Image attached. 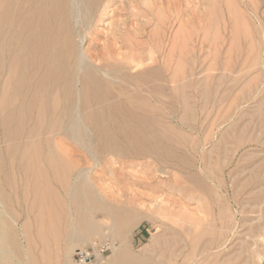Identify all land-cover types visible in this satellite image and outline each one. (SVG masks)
Listing matches in <instances>:
<instances>
[{
	"label": "rangeland",
	"instance_id": "1",
	"mask_svg": "<svg viewBox=\"0 0 264 264\" xmlns=\"http://www.w3.org/2000/svg\"><path fill=\"white\" fill-rule=\"evenodd\" d=\"M148 1L160 7L164 33L154 39L150 23L143 27L139 41L148 42L147 51L153 43L158 46L155 58L160 60L161 78L156 85L160 87L161 100L157 108L162 112L159 129L172 131L167 134L171 141L165 144L174 151L176 162L157 161L147 155L123 159V167L118 159L115 169L120 172L114 176L117 179L96 171L98 186L106 190L105 198L118 210L109 216L96 203L86 205V223L75 229L91 235L80 247L109 243L110 252L104 263L122 243L134 255L136 264L172 263V257L160 252L174 243L189 244L195 231L211 232L214 222L220 226L216 214L221 211L226 262L219 264H234L229 259L239 249L240 240L250 243L254 235L264 231V0ZM109 10L112 23L124 21L125 30L135 26L133 16L148 14L140 0H130L129 7L115 3ZM104 22L94 23L90 29V39L99 45L107 40L105 35L111 30V20ZM123 37L127 39L128 35L123 32ZM6 57L4 68L0 61V83L11 61ZM193 64L198 69L192 78L193 88L184 90L187 107L183 109L178 103L170 107L167 85L180 87L182 78L188 75L182 68ZM19 67L25 89L21 98H25L30 76L26 68ZM3 92L0 88V102ZM240 134L243 136L237 143L235 137ZM60 138L66 149L62 153L82 155L72 140L56 137ZM0 149H4L1 138ZM37 169L32 175L39 173L41 180L32 183L24 181V173L17 167L1 165L0 187L4 192L0 203L6 213L5 221L16 233L23 252L27 248L37 264H58L63 260L61 256L57 258V252L63 246L64 234H56L60 230L54 229L52 218L59 209L65 211L73 203L67 187L54 183V174L47 166ZM67 180L71 182V177ZM139 180L145 185L136 183ZM118 189L121 196L115 193ZM47 190L60 197V208L54 206L51 210L49 198L32 207L33 195H44ZM156 200L164 205L158 214L152 207ZM125 202L131 212L119 209ZM40 211L41 222L37 218ZM64 215L69 217V213ZM205 238L202 236L201 240ZM73 254L71 264H75ZM194 260L195 255L189 256L187 262ZM256 263V257L247 262ZM259 264H264V259Z\"/></svg>",
	"mask_w": 264,
	"mask_h": 264
},
{
	"label": "bare ground",
	"instance_id": "2",
	"mask_svg": "<svg viewBox=\"0 0 264 264\" xmlns=\"http://www.w3.org/2000/svg\"><path fill=\"white\" fill-rule=\"evenodd\" d=\"M115 3L129 7L130 0H0L1 67H5L6 56L11 59L8 72L4 71L5 78L0 83V88L5 91L0 102V138L4 144V149H0V166L17 167L24 173V181L32 183L41 180V175L37 172L32 175V171L47 166L54 174V183L67 187V195L73 204L65 211L59 209L52 218L54 229L60 230L56 234H64L63 246L57 252V258L61 256L63 260L58 264H71L72 253L83 248L80 246L89 240L91 234L75 229L86 223V205L91 207L96 203L109 216L118 210L105 198L106 190L98 186L96 171L117 179L114 176L120 172L115 169L118 159L123 167V159L147 155L157 161L176 162L174 151L165 144L171 141L167 134L172 131L159 129L162 112L157 108L161 100L158 96L160 87L156 85L161 78L160 60L155 58L158 46L153 43L152 49L147 51L148 42L139 41L143 27L150 23L154 39L164 33L161 9L152 6L148 0H140L148 14L133 16L135 26L125 30L127 24L124 21L112 23L114 18L109 7ZM109 20L111 30L105 35L107 40L99 45L90 39V29L94 23ZM123 32L128 35L127 39ZM20 65L30 76L25 98H21L25 89ZM182 69L188 75L182 78L180 87L171 83L166 89L168 105L178 103L184 109L187 107L184 90L193 88L192 78L198 67L193 64ZM143 81L145 83L140 84ZM10 92L12 97L9 99ZM25 123H28L27 127ZM58 136L72 140L80 147L82 155L75 157L71 151L62 153L66 149L61 138L56 139ZM242 136L235 137V141L240 143ZM159 174L164 175V172ZM68 176L71 182L67 180ZM136 183L145 185L141 180ZM11 184L8 182L7 186L11 187ZM1 192L4 191L0 187V199ZM115 193L122 195L120 189ZM33 196L32 207L41 205L46 198L50 199L51 210L62 205L60 197L50 190L44 195ZM157 202L152 206L156 214L164 209L163 203ZM129 207L125 202L119 209L127 213L132 210ZM41 212L37 217L39 222L43 220ZM66 213L69 217L64 215ZM216 215L220 226L214 222L211 232L195 231L189 244L174 243V246L166 247L160 254L172 257L173 262L156 264L226 262L221 211ZM5 217L0 203V264H37L27 248L23 252L21 242ZM129 219L131 221L132 217ZM261 233L264 231L254 235L250 243L241 239L230 262L247 264L250 257H256V264H259L264 259ZM202 236L206 238L201 240ZM194 255L196 260L188 263V257ZM135 260L122 243L104 264H136Z\"/></svg>",
	"mask_w": 264,
	"mask_h": 264
},
{
	"label": "built area",
	"instance_id": "3",
	"mask_svg": "<svg viewBox=\"0 0 264 264\" xmlns=\"http://www.w3.org/2000/svg\"><path fill=\"white\" fill-rule=\"evenodd\" d=\"M110 252L109 243L95 244L90 247L77 249L73 254L75 264L104 263V257Z\"/></svg>",
	"mask_w": 264,
	"mask_h": 264
}]
</instances>
